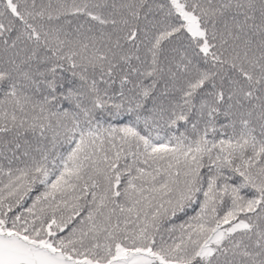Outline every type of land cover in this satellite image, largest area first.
Returning a JSON list of instances; mask_svg holds the SVG:
<instances>
[{
  "label": "snow or ice",
  "instance_id": "1",
  "mask_svg": "<svg viewBox=\"0 0 264 264\" xmlns=\"http://www.w3.org/2000/svg\"><path fill=\"white\" fill-rule=\"evenodd\" d=\"M0 264H264V0H0Z\"/></svg>",
  "mask_w": 264,
  "mask_h": 264
}]
</instances>
